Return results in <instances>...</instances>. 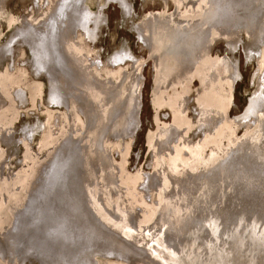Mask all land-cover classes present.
<instances>
[{
    "label": "rangeland",
    "instance_id": "1",
    "mask_svg": "<svg viewBox=\"0 0 264 264\" xmlns=\"http://www.w3.org/2000/svg\"><path fill=\"white\" fill-rule=\"evenodd\" d=\"M57 1L0 0V264L40 263L31 254L14 249L15 237L24 234V227L34 224L30 218L37 213L27 212L34 208V198L47 173L54 167L55 156L63 145L72 142L73 137L84 133V114L75 104L69 107L51 101L47 74L43 71L37 73L28 44L21 38H13L24 24L31 22L39 26L45 22L46 14ZM202 1L125 0L129 7L126 15L118 1L86 0L92 12H98L104 3L103 13H100L104 21L94 38L86 37L84 29L78 27L75 37L69 40L75 56L82 55L88 66L90 61L93 63L89 69H94L95 79L102 83L114 82L121 86V92L130 85L131 72H140L139 126L133 133L114 134L106 140L110 147L109 158L116 168L113 170L117 189L122 195L118 206L137 212L135 224L139 231L152 227L163 205V194L168 189L186 186L188 175L208 170L253 131V121L248 119L247 123L240 125L235 117L248 107L260 83L264 96V42L252 44L249 36L253 33L252 26L244 27L242 40L233 52L222 38L211 40L212 46L207 48L209 60L227 54L237 64L240 72L233 84L231 77L225 74L217 79L218 89L215 88L209 97L208 91L213 87V83L208 84L207 80L210 65L202 69L191 63L194 60L170 66V76L159 81L160 70L155 67V57L153 60L150 56L152 48L148 47L149 51L142 43L134 24L147 17L160 18L159 23L165 21V32L178 30L180 33L199 24L201 28L209 26L211 35L216 36L223 31L221 25L193 21L203 17L211 19L214 15V11L208 8L214 0L208 5ZM261 1L243 3L252 10L261 7ZM228 32L229 35L238 33L234 30ZM172 40L170 36L169 42ZM158 41L166 47L167 43L162 45L161 38ZM117 54V61L113 62V56ZM201 103L212 108L205 109L223 116L211 129L200 126ZM135 124L136 121H132L125 128L131 131ZM175 127L180 132L168 145L164 132ZM247 150L248 147L243 152ZM161 173L165 175L158 187L153 188L145 182L147 176L155 178ZM96 185H92V189ZM108 195V192H102L100 201L106 211L113 212L115 209ZM178 207L176 204L175 208ZM78 261V264H145L142 260H128L120 251H96Z\"/></svg>",
    "mask_w": 264,
    "mask_h": 264
},
{
    "label": "bare ground",
    "instance_id": "2",
    "mask_svg": "<svg viewBox=\"0 0 264 264\" xmlns=\"http://www.w3.org/2000/svg\"><path fill=\"white\" fill-rule=\"evenodd\" d=\"M85 1L53 2L45 22L39 26L31 22L24 24L13 36L21 38L30 47L37 73L47 74L51 101L62 104L68 99L85 116L84 133L73 137L72 142L63 145L55 156L56 163L34 198V208L27 212L37 213L30 218L34 224L24 227V234L15 237L14 249L31 254L40 264H78L81 257L92 256L96 251H120L128 260H142L145 264H264V117L256 114L258 108L262 107L264 111L261 83L242 117L235 118L240 125L248 119L253 121V131L208 170L188 175L186 186L168 189L163 194V205L152 227L139 231L135 224L137 212L118 206L122 195L117 189L115 167L106 144L109 136L128 135L139 126L138 74L132 77V85L121 92V86L114 82L96 80L94 69H89L93 64L88 66L82 62V57L72 53L69 40L75 37L76 29H84L86 37L94 38L103 20L100 8L102 11L104 3L98 12H92ZM114 1L121 4L124 14H129L125 0ZM223 2H213L218 7L213 15V19H218L216 25H222V18L236 19L240 14L239 18L244 19V13L258 12L256 8L242 7L243 0H230V3L225 0L222 8ZM261 4L264 7V0ZM153 20V17H147L133 26L142 43L148 45L153 38L155 42L161 38L162 45L177 42L176 32L158 34L161 25ZM261 22L256 30L259 43L264 42V21ZM251 24L245 27L252 26L254 32L255 23ZM170 36L173 37L171 42ZM229 44L230 51L236 50V40ZM117 56H113L114 62ZM150 56H154L152 52ZM225 56L219 60L220 72L226 71L221 75L230 69L234 72L236 67V63ZM68 57L77 62L72 63ZM157 57L158 60L159 55ZM238 74V70L234 75L230 74L231 84L238 80ZM87 96L97 99L96 106L91 105ZM67 106L70 107V102ZM90 109L95 115L89 116ZM207 115L205 111L202 124L199 120L201 126H206ZM132 121H136L135 128L128 131L125 127ZM179 132L177 127L166 129L168 145ZM85 135L96 138L94 146ZM246 147L248 150L244 153ZM161 174L155 178L147 176L145 182L156 188L163 183L165 173ZM96 183L97 190L92 189ZM102 192L109 193L113 212L103 207ZM176 204L179 205L177 209ZM219 234H222L220 238Z\"/></svg>",
    "mask_w": 264,
    "mask_h": 264
},
{
    "label": "flooded vegetation",
    "instance_id": "3",
    "mask_svg": "<svg viewBox=\"0 0 264 264\" xmlns=\"http://www.w3.org/2000/svg\"><path fill=\"white\" fill-rule=\"evenodd\" d=\"M210 1L211 0H203L202 2H206V4L208 5V4H210ZM227 1L230 3V0H227ZM243 1H246V0H243ZM260 5H261V7L256 8L257 11H258L257 14H254V13H244L243 14L244 19L239 18L240 17V14L237 15L236 19H225V18H222L223 20H222L221 27H223L222 28L223 31H220L216 36H213V34L211 35V30L207 28L209 26H207L206 28H201V27H198L199 24H197L196 26H193V27H190L189 29H187V31H182L180 33H179L178 30L175 31L176 34H177V38H178L177 42L174 43V44L166 45V47L161 46L159 44V41L158 42H155L154 38H153L152 42H149L148 43V45L145 44V43H143L147 47L152 48V53L155 56V59L159 55V59L158 60L156 59V62H155V67H158L159 70H160L159 81L161 80L160 82H163L164 80H166L170 76V73H171L170 66L173 67V66H175L178 63H185V62H187V60L188 61L194 60L191 63H194V65H196V66L199 65L200 68H202V69L207 67L205 65H208V66L210 65V68H209V74H210V76H209V78H207V80H208V84L213 83V87H210L211 89L209 88L210 90L208 91V96L211 97L213 90L215 88L218 89V87L216 86L217 79L225 77V75H221V74H224L226 71L220 72V70H219V67H220L219 66V63H220L219 60L222 59V58H218V59L210 58V60L208 59L209 56H210V52L208 51L207 48L209 46L211 47L212 46V43L216 39L218 40L220 38H222V39H224L226 41L227 48L230 45L229 44L230 41L236 40L237 42L240 43L241 40H242L241 39L242 38L241 35L245 31L244 30L245 25H247V24L248 25H252L251 24L252 22H254L255 23L254 25L256 26V28L254 29V32L251 33L250 35L247 32L246 33L250 36L252 44H254V42L259 43L258 42L259 41L258 40V38H259L258 37V31H256V30H257L258 25L260 23H262L261 21H264V7H262L263 6L262 4H260ZM215 6L216 5H214V4L211 3V6H209L208 8L209 9H212L214 11L215 8L218 9V7H215ZM224 6H225V0H224L223 5L221 7L224 8ZM236 6L238 8L241 7L240 5H236ZM242 7L245 8L246 7L245 4L242 5ZM100 12L103 13V9L101 11V8H100ZM159 19L153 20V21H156L158 24L161 25L160 28L158 29V34H159V32H160V34L163 33V32L165 34L166 32L164 30V26H165L164 25V19L160 23H159ZM232 20H235V21L233 22ZM103 21H104V16H103L102 22ZM193 21L194 22H197V23L199 21H204L206 23H209L210 25H216V23L218 22V19L217 18H214L213 19V16H212L211 19L210 18L203 17V18L198 19V20H194L193 19ZM217 26H219V24H217ZM231 30L238 31V33H235L233 35L232 34L229 35V32L228 31H231ZM239 32H241V33H239ZM262 36L264 37V32H263ZM211 40H213V42ZM160 47H162L164 49V51L161 50ZM79 57H82V55L79 56ZM223 57H226V56H223ZM227 57H228V55H227ZM68 59L72 63H76L77 62V60H75V59L71 60L69 57H68ZM198 59L199 60L201 59V62L200 63H199V60ZM177 61H179V62H177ZM82 62L85 63L83 59H82ZM90 63H92V62L90 61ZM202 64H204V67H203ZM75 65H78V64H75ZM196 66H193V68H195ZM228 66H229V63L227 65V69H228ZM238 68L239 67L236 64L235 71L233 72L230 69L227 72V75H229V76H230V74H233L234 75L236 73V70H238ZM238 72H240V71H238ZM191 73H193V71H191ZM130 75H132V77L134 75H137L138 76L139 82L137 84L138 85L137 86V89L140 90L141 89V85H142L140 72L133 71V72H131ZM132 77H130L131 78L130 79V82H131L130 85H132ZM237 77H236V79H237ZM159 81H158V84H159ZM84 87H85V85H84ZM139 87H140V89H139ZM84 89L88 90L87 88H84ZM140 94H141V92H140ZM86 98H88L90 100L92 106H96V104L98 103V101H96L97 99H93L92 96H90V97L87 96ZM137 100H139V96L137 97ZM67 102L68 103L70 102V107H71L72 102L69 101L68 99L66 101H64L62 104H64V105L67 106ZM200 107H201V111H200V118L199 119L202 120L201 121V124L203 122L204 112L205 111L208 112V115L205 118V121L207 120L206 121V127H207V129L208 128L211 129L212 126L214 124H216V121L217 120L219 122L223 118L222 115L216 114L213 110H211L212 108L210 106H207L206 107V106H204L201 103V106ZM205 107L206 108H211V109H205ZM258 109H260V110H258V112L256 110V112H257L256 114L257 115L259 114L260 116H262V113L264 114V111L261 110L262 107L261 108H258ZM90 111H91V114H89V116L95 115L94 110L92 112V109H90ZM238 117H242V115L241 116H238ZM238 117H235V118H238ZM201 124H200V126H201ZM84 127H85V122H84ZM90 130H91V127L89 128V131ZM91 132H93V131H91ZM94 132L96 133V130ZM75 137H77V136H75ZM85 137H88L91 146H94L95 141H96V138L95 137H90L89 138L88 135H85Z\"/></svg>",
    "mask_w": 264,
    "mask_h": 264
},
{
    "label": "water",
    "instance_id": "4",
    "mask_svg": "<svg viewBox=\"0 0 264 264\" xmlns=\"http://www.w3.org/2000/svg\"><path fill=\"white\" fill-rule=\"evenodd\" d=\"M226 208H227V207H226V205H225V211H226ZM215 214L218 215V213H215ZM222 221H223V220H222ZM221 236H222V234H219V238H220ZM222 243H226V242L223 241ZM224 247H226V246H223V248H224ZM261 250H262V249H260V251H261Z\"/></svg>",
    "mask_w": 264,
    "mask_h": 264
}]
</instances>
